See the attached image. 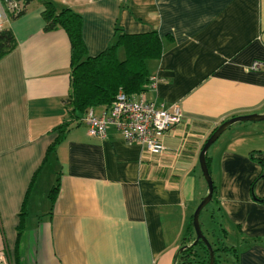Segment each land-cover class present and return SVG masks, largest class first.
Returning <instances> with one entry per match:
<instances>
[{
    "label": "crops",
    "instance_id": "1",
    "mask_svg": "<svg viewBox=\"0 0 264 264\" xmlns=\"http://www.w3.org/2000/svg\"><path fill=\"white\" fill-rule=\"evenodd\" d=\"M53 1L82 15L91 55L114 42L117 28L157 31L165 49L148 63L146 96L179 105L183 121L167 131L162 154L128 143L113 126L105 137L90 135L66 106L68 35L46 31L43 6L27 5L3 27L17 46L0 59V251L9 264H176L207 194L196 185L204 143L231 117L264 114V0ZM65 121V137L49 152ZM246 127L207 152L217 188L208 212L216 210L210 222L221 223L225 239L237 236L231 264H264V176L257 179L263 167L254 159L264 161V148L246 147L258 126Z\"/></svg>",
    "mask_w": 264,
    "mask_h": 264
},
{
    "label": "trees",
    "instance_id": "2",
    "mask_svg": "<svg viewBox=\"0 0 264 264\" xmlns=\"http://www.w3.org/2000/svg\"><path fill=\"white\" fill-rule=\"evenodd\" d=\"M16 1L20 2L22 6L19 12L11 14L10 18L21 16L26 12L27 5L33 1H38L43 6L44 29L50 31L62 28L68 35L71 48V90L66 98V106L69 109V114L75 120H82L91 108L94 109L99 106L110 108L120 88H123L129 95L146 90L149 82L148 62L159 60L165 49L163 38L157 31L131 34L117 28L114 42L98 54L91 55L83 38L82 15L73 8L67 6L59 8L53 0ZM169 38L171 37L169 36ZM170 41H173V39L171 38ZM16 46L17 39L11 29L6 27L0 29V59L15 49ZM69 126L70 124L65 121L58 127V137L54 144L49 147V152L54 150L62 141ZM254 157L252 155V158ZM254 159L263 167L262 173L257 178L261 179L264 176V161L260 158ZM207 165L210 170L211 165L208 154ZM257 179L253 182L252 194L253 198L258 200L254 194V184ZM56 188L57 185L53 188V191ZM216 190L214 184L213 198L204 209L209 208L216 199ZM218 210L220 211L221 208ZM210 218L213 223L218 221L219 216L216 215L215 209H213ZM22 221L21 214L19 229L22 227ZM219 226H221V223ZM219 230H221L220 237L213 231L211 239L208 238V230L203 231L213 247L215 264H220L223 255H232L236 259L238 256L236 246L225 242L226 231L222 226L219 227ZM195 239L196 233L191 217L181 240V247L176 254V264L210 263L208 246L203 240L194 243ZM259 241L258 239L254 241L246 240L245 244L251 245Z\"/></svg>",
    "mask_w": 264,
    "mask_h": 264
},
{
    "label": "built area",
    "instance_id": "3",
    "mask_svg": "<svg viewBox=\"0 0 264 264\" xmlns=\"http://www.w3.org/2000/svg\"><path fill=\"white\" fill-rule=\"evenodd\" d=\"M21 3L16 0H0V29L13 13H18ZM261 62L252 66L257 69ZM154 83L156 76H151ZM88 132L92 136L105 137L110 126L115 127L124 139L130 143L141 144L152 154H162L166 151L164 137L167 131L183 121L180 106L175 104L165 108L156 99L149 100L145 91L129 95L120 88L107 112L97 114L91 108L84 116ZM0 264H9L6 252L0 251Z\"/></svg>",
    "mask_w": 264,
    "mask_h": 264
},
{
    "label": "water",
    "instance_id": "4",
    "mask_svg": "<svg viewBox=\"0 0 264 264\" xmlns=\"http://www.w3.org/2000/svg\"><path fill=\"white\" fill-rule=\"evenodd\" d=\"M246 121H256V122L264 121V114H259V113L243 114V115L231 117L223 121L219 126H217V128H215V130L207 138L200 152L199 163L203 176L207 182L208 192L206 196L202 198L201 202L198 204L196 210L194 211L192 216V222L196 233V239L194 243H196L199 240H203L210 250L209 264H215V254L211 243L209 242L206 235L203 233L200 223V214L202 210L211 202L214 193V182L207 165V152L210 149V147L219 139V137L234 123L246 122Z\"/></svg>",
    "mask_w": 264,
    "mask_h": 264
},
{
    "label": "rangeland",
    "instance_id": "5",
    "mask_svg": "<svg viewBox=\"0 0 264 264\" xmlns=\"http://www.w3.org/2000/svg\"><path fill=\"white\" fill-rule=\"evenodd\" d=\"M243 125H246L247 126L246 128H251V127L257 128V126H258V129H256V132H253L250 135H246L248 137V139L250 140V141H247L246 147H248L250 144H253V146L254 145L255 146L259 145V147H263L264 148V121L253 122V123H240V122L234 123L230 128H228L220 136V138H219L220 140L218 142L220 143L221 140H225L228 136H233L235 134H238L237 132H238L239 128L241 126H243ZM245 134H248V132H246ZM243 147H245V145L240 146V148H243ZM197 172H198V178L200 180L198 182H196V185H197V188H201L200 190L198 189L197 192L199 194H201V196H202V195H205L206 192H208V186H207V182H206V180H205V178H204V176H203V174L201 172L200 167H199V170ZM195 201L196 202L198 201V198L197 197L195 198ZM210 221L211 220H210V216H209V212H208V207H207L206 209L202 210L201 215H200L201 227H202L203 231L208 230V232H209L208 238L209 239L212 238L211 235H212L213 231H215L214 229H216V233H218L219 234L218 237H220L221 230L219 231V229H218L219 226L214 225ZM225 241L227 243H229L230 245H233V244L237 243V236H234V235L230 234V236L227 237L225 239ZM223 256H222V258H225V259L223 260L221 258L222 259L221 264H231V262H230L231 260L230 261L227 260V259H231V257L230 256L228 257V255L227 256H224V257Z\"/></svg>",
    "mask_w": 264,
    "mask_h": 264
}]
</instances>
